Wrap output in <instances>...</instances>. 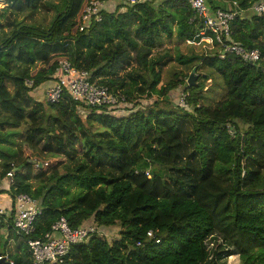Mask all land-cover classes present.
I'll return each instance as SVG.
<instances>
[{
  "label": "trees",
  "instance_id": "1",
  "mask_svg": "<svg viewBox=\"0 0 264 264\" xmlns=\"http://www.w3.org/2000/svg\"><path fill=\"white\" fill-rule=\"evenodd\" d=\"M56 1L7 0L0 9V195L41 201L33 238L65 218L72 229L116 228L118 238L95 234L73 245L62 264H264V16L250 12L261 0H210L213 9L242 12L227 43L258 50L262 59H221L215 40L213 52L178 53L181 66L205 71L194 87L191 73L160 86L170 54L155 55L165 37L203 39L188 2L123 10L106 0L101 21L80 32L85 8L97 0ZM43 9L54 14L49 27L17 20ZM63 59L124 96L126 114L80 108L67 94L56 104L37 101L31 94L51 86ZM179 87L189 94V111L172 103ZM155 96L151 105L139 102ZM12 241L15 254L7 251ZM4 254L34 264L12 221L0 228Z\"/></svg>",
  "mask_w": 264,
  "mask_h": 264
},
{
  "label": "built area",
  "instance_id": "2",
  "mask_svg": "<svg viewBox=\"0 0 264 264\" xmlns=\"http://www.w3.org/2000/svg\"><path fill=\"white\" fill-rule=\"evenodd\" d=\"M7 0H0V6ZM122 5L123 10L134 8L140 4L151 1L162 0H109ZM186 1L195 13L190 24H200L202 27L201 36L204 40L211 43L214 40L219 44L220 58L224 59L228 54H233L245 63L257 64L261 61L262 56L258 50H248L242 44H229L231 38V24L242 12L238 9H213L210 6V0H181ZM234 7H238L237 1L230 2ZM107 1L97 0L90 2L85 8L81 17L80 32H84L93 22H99L102 19V12L106 9ZM250 12L255 15L264 16V0L254 5ZM211 33L210 37L206 34ZM202 39V40H203ZM51 86L45 92L46 102L51 104L59 103L65 94L74 102L85 108H113L124 107L128 111L130 104L121 94L113 93L107 86L100 85L97 81L92 80V75L87 70L77 69L71 61L67 59L60 60L58 67L51 80ZM27 86L32 88L33 82L27 81ZM187 93L181 92L177 100V107L189 111L187 102ZM85 113V109L80 111ZM115 111L114 113H118ZM14 170L7 174V187L14 178ZM148 175V173H147ZM6 187V186H5ZM6 188H2L5 190ZM7 191V190H6ZM8 195V194H7ZM0 195V200H1ZM9 203L8 207H3L0 203V228L3 224L10 225L15 230L17 236L27 238V244L30 248L34 264H62L68 256L73 245H79L88 241L92 236L101 234L102 230L96 226H82L78 229H72L65 218H61L51 229V232L40 238H33L36 232L35 223L42 214L41 201L32 198L28 194H21L12 199L9 195L4 197ZM149 239L155 236L152 231L147 234ZM160 241H157L159 243ZM140 246L141 244L138 243ZM1 264H16L15 260L9 254L0 256Z\"/></svg>",
  "mask_w": 264,
  "mask_h": 264
},
{
  "label": "rangeland",
  "instance_id": "3",
  "mask_svg": "<svg viewBox=\"0 0 264 264\" xmlns=\"http://www.w3.org/2000/svg\"><path fill=\"white\" fill-rule=\"evenodd\" d=\"M228 1H230V0H226L225 2H228ZM6 2H4V4L0 6V9H4L6 7ZM54 2H57V1L54 0ZM218 2L222 4V2H224V0H218ZM224 4L226 5V3H224ZM53 18H54V14L52 12L43 9L40 12H36L34 14H31V15L26 14L24 16H20V17H18L17 20L19 22H24V23L30 24V25H41V24H43L46 27H49ZM7 31H8V29H7ZM214 48L215 47H214L213 43H211L207 40H204V39L201 40L200 43L192 44L189 42L181 43L177 39L176 36L171 40H169L168 38L165 37L163 47L160 49H157L155 51L156 56L157 55H164L166 53L170 54V57L165 60V62H167V64H166L167 66L165 65L162 67L163 83H161L160 86L162 84H165L168 81H170L175 73H183V74L191 73V75H192L194 70H196L195 76H196V82H197L198 81V75L203 74L205 71H203V70L198 71L197 68L192 70L190 68H186L184 66H181L176 61V57H177L178 53H182L184 55H191V54L202 55V54L213 52ZM129 71H130V69H129ZM211 85H212V83L208 82L207 88H209ZM42 91L43 90L38 89L37 91L33 92L31 95L37 101L46 103L45 97L43 98V96L38 95V94L42 93ZM181 92H182V88L179 87L177 90H174L170 94V96L172 98V103H174L175 105H177V100H178L179 96L181 95ZM156 99H157V97L155 96L153 99H144V100H141L139 102L141 103V105H143V104L151 105ZM124 109H125L124 107H121L119 109L118 114L119 115L126 114ZM26 128H27L26 126H22L21 128L18 129L19 133L21 134L20 136H22L25 133ZM98 128H99V130H97ZM95 131H103V130H102V128H100V126H95L94 132ZM20 140H21L20 137H17L15 139V142L16 143L20 142ZM60 171L63 172L64 169L60 168ZM35 185L37 186V184H35ZM112 230H113V232L102 231L100 233L105 234V235L107 234L105 237L110 241L116 240L118 238V235H117L118 230L116 228H114ZM3 245H4V242H3ZM15 247H17V243L15 241H12L8 247V250H7L8 253L9 254H15L17 252V250H16L17 248H15ZM209 248L212 250L216 247L213 245V243H211V244H209ZM230 259H229L228 264H236L237 263L236 258H233L231 260Z\"/></svg>",
  "mask_w": 264,
  "mask_h": 264
},
{
  "label": "crops",
  "instance_id": "4",
  "mask_svg": "<svg viewBox=\"0 0 264 264\" xmlns=\"http://www.w3.org/2000/svg\"><path fill=\"white\" fill-rule=\"evenodd\" d=\"M107 4H106V7L105 8H107ZM110 7V6H109ZM48 89V88H47ZM46 89V90H47ZM46 90L44 91V92H42V93H40V94H38L39 96H43V98L45 97V92H46ZM0 190H2L1 188H0ZM4 197H8V195L7 194H3L2 196H1V200H0V203H1V205L3 206V207H8L9 206V203H8V201L6 200V199H4ZM7 234V233H6ZM7 236V235H6ZM11 243V242H10ZM15 248H17V247H15ZM17 250V249H16Z\"/></svg>",
  "mask_w": 264,
  "mask_h": 264
},
{
  "label": "water",
  "instance_id": "5",
  "mask_svg": "<svg viewBox=\"0 0 264 264\" xmlns=\"http://www.w3.org/2000/svg\"><path fill=\"white\" fill-rule=\"evenodd\" d=\"M196 70L193 71V74L190 76V79L188 80V86L194 87L196 85V76H195ZM1 264V262H0Z\"/></svg>",
  "mask_w": 264,
  "mask_h": 264
}]
</instances>
